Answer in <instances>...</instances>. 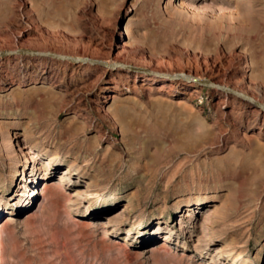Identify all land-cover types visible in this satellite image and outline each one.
<instances>
[{"label": "rangeland", "instance_id": "374dc122", "mask_svg": "<svg viewBox=\"0 0 264 264\" xmlns=\"http://www.w3.org/2000/svg\"><path fill=\"white\" fill-rule=\"evenodd\" d=\"M18 49L103 65L0 57V264H264V111L183 77L264 105V0H0Z\"/></svg>", "mask_w": 264, "mask_h": 264}, {"label": "water", "instance_id": "95a60500", "mask_svg": "<svg viewBox=\"0 0 264 264\" xmlns=\"http://www.w3.org/2000/svg\"><path fill=\"white\" fill-rule=\"evenodd\" d=\"M16 55H30V56H45L48 58H55L61 61H70L72 63H83V64H92V65H103L102 62L96 61V60H92V59H81V58H73L70 56H63V55H59V54H55L52 52H39V51H35V50H25V49H18L15 51H4L1 52L0 51V57H9V56H16ZM183 76H188V75H183ZM190 78V82H193L195 84H198L202 87H208V88H212V89H218L220 91L229 93L233 96H236L246 102L251 103L253 106H255L256 108L264 111V105L257 103L255 100H253L252 98L236 92L232 89L229 88H225L222 86L217 85L216 83H214L213 81L209 80V79H201V78H197L196 76H188Z\"/></svg>", "mask_w": 264, "mask_h": 264}, {"label": "bare ground", "instance_id": "6f19581e", "mask_svg": "<svg viewBox=\"0 0 264 264\" xmlns=\"http://www.w3.org/2000/svg\"><path fill=\"white\" fill-rule=\"evenodd\" d=\"M45 57V56H44ZM48 58V57H47ZM51 59H55V58H51ZM56 60H58V59H56ZM61 61V60H60ZM70 62V61H69ZM189 76V75H188ZM188 76H183L186 80H188V81H190V78L188 77ZM193 83V82H192ZM221 85H223V86H228V85H225V84H222V83H220ZM230 88V87H229ZM254 100V99H253ZM256 102L258 103H261V101L259 100V99H256ZM1 231V230H0Z\"/></svg>", "mask_w": 264, "mask_h": 264}]
</instances>
